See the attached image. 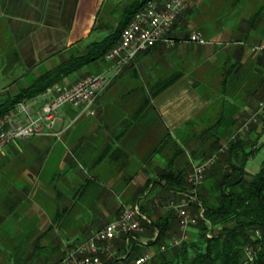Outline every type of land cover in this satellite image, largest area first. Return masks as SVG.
Returning <instances> with one entry per match:
<instances>
[{"label":"crops","instance_id":"1","mask_svg":"<svg viewBox=\"0 0 264 264\" xmlns=\"http://www.w3.org/2000/svg\"><path fill=\"white\" fill-rule=\"evenodd\" d=\"M136 1L0 0V101L84 54L94 34L110 27L99 23L103 11L102 18L111 19L109 32L115 31ZM193 31L207 43L188 42ZM171 37L174 45L159 44L125 67L98 97L92 115L62 109L60 125H71L60 141L43 137L9 144V194L0 191V202L9 200V213L0 208V229L4 234L6 228L10 259L31 253L25 264L61 260L70 246L117 219L124 206H139L148 180L169 167L189 173L197 165L182 154L172 158L173 142L190 140L189 127L215 119L212 127L220 133L248 119V99L264 76L253 53L254 46L264 44V0H188ZM163 65L162 78L145 87L124 82L126 77L139 80L142 66L157 75ZM110 67L94 64L93 72L85 66L54 86L72 85ZM203 67L212 78L201 74ZM176 74L181 75L172 86L152 96L159 83ZM167 134L170 147L145 160ZM150 188L154 202L179 200L161 185Z\"/></svg>","mask_w":264,"mask_h":264},{"label":"trees","instance_id":"2","mask_svg":"<svg viewBox=\"0 0 264 264\" xmlns=\"http://www.w3.org/2000/svg\"><path fill=\"white\" fill-rule=\"evenodd\" d=\"M146 1L137 0L131 4L115 31L101 41L89 44L84 54L71 57L61 66L37 78L29 87L20 90L16 96L0 101V117L13 109L17 103L25 99H33L57 83L62 84V79L70 73L79 71L85 66L92 67L98 62L105 64L106 52L118 42L122 29ZM180 75L176 74L159 83L153 90L152 96L155 97L172 86ZM257 81L264 85V76L257 78ZM202 117L204 115L199 118ZM193 123L189 122L187 125L192 126ZM192 129L189 127L188 130ZM203 133L207 135L208 132ZM225 133V130L220 133L211 130L209 136L213 138L209 153H203L205 160L214 156L215 152H219ZM251 135L257 134L253 131L246 139H240L239 136L230 138L227 141L226 153L223 157H218L198 186L194 187L188 182L190 173L184 170L174 172L170 167L163 170L158 178L148 180L143 187V200L139 205L141 214L148 220L142 221L144 232L130 237L127 242V237L120 238L116 243L118 258L108 264L120 262L129 264L140 257L144 252L141 238L147 236L151 239L147 245L159 251L148 264H264V160L257 173L251 175L247 172L248 161L262 148L256 147L259 137L253 139ZM192 136L193 134H190V137ZM209 136L207 135L208 139ZM169 143L171 136L167 134L145 160L149 161L155 155L164 152L170 147ZM172 147L173 159L183 153V148L176 141L173 142ZM151 184L161 185L166 191H172L175 197L179 198L173 201L175 205L184 197L189 201L191 195L188 194L194 190V199L196 198L197 202L189 203L188 209L193 216H198L199 212H202V217L198 218L196 225L191 226L198 230L195 236L173 248H167L164 252L160 251L161 247L175 239L177 232H180L179 219L176 209L172 206L157 214L159 206L153 200L154 189L150 188ZM147 190L148 193L145 194ZM6 209L9 213L8 206ZM64 211L66 209L62 210ZM152 214L158 215L156 219ZM74 247L70 246L68 250ZM247 249L251 250V256L247 255ZM17 262L24 264L25 260H17Z\"/></svg>","mask_w":264,"mask_h":264},{"label":"built area","instance_id":"3","mask_svg":"<svg viewBox=\"0 0 264 264\" xmlns=\"http://www.w3.org/2000/svg\"><path fill=\"white\" fill-rule=\"evenodd\" d=\"M188 0H147L143 7L135 12L128 24L122 29L118 42L106 52L104 60L110 69L87 76L70 86H52L41 93V97L17 103L13 109L0 117V153L4 148L19 140L52 137L61 140L70 127L60 125L62 107L70 106L80 114H93V106L98 97L106 90L113 79L138 55L145 53L159 44L172 46L174 40L170 33L175 22L187 10ZM189 41L205 45L207 42L200 33H193ZM264 53V45L255 50ZM264 114V99L259 103L257 111L237 131V136L249 132L251 123L258 122V116ZM214 164V158L195 165L188 175V182L194 187L200 185L205 173ZM195 189V188H194ZM192 194L195 193L193 190ZM194 201V196L189 197ZM179 219L180 230L184 233L196 225L198 216L191 215L188 204L182 200L174 204ZM148 221L140 212L137 204L124 206L117 219L105 225L88 239L68 250L63 258L55 264H108L118 258L116 242L123 237H130L144 232L142 221ZM146 245L145 241H142ZM180 241L173 239L160 251L173 248ZM247 249V255L251 256ZM152 254L149 251L129 264H147Z\"/></svg>","mask_w":264,"mask_h":264},{"label":"rangeland","instance_id":"4","mask_svg":"<svg viewBox=\"0 0 264 264\" xmlns=\"http://www.w3.org/2000/svg\"><path fill=\"white\" fill-rule=\"evenodd\" d=\"M116 2V4L119 2V0H113V2ZM121 1V0H120ZM124 2H122V3H126V0H123ZM120 5H124V4H120ZM188 8V7H187ZM105 11H106V9H105ZM185 13V12H184ZM183 13V14H184ZM106 14V12H104L103 11V13L101 14V18H100V21H99V23L100 24H104V25H107V27L110 25V27L109 28H105V30H103V31H99L98 33H95L94 34V36H93V38H91L90 39V41L89 42H92V41H101L102 39H104L105 37H107L109 34H111L112 33V31H110L109 32V29H111V19L110 20H107L106 19V17H104V18H102L104 15ZM182 14V15H183ZM116 15H119V13H115V16ZM120 15H122V14H120ZM182 15L180 16V18L182 17ZM179 18V19H180ZM178 21V20H177ZM176 21V22H177ZM175 22V23H176ZM174 26V25H173ZM172 29H173V27H172ZM171 32H172V30H171ZM193 33H199V31H193V32H191L190 34H189V36L190 35H192ZM170 35H171V33H170ZM100 37V38H99ZM203 37V36H202ZM203 39H204V37H203ZM174 40V39H173ZM205 40V39H204ZM206 41V40H205ZM88 42V43H89ZM188 42H190L189 41V38H188ZM191 43H193V42H191ZM174 44H175V41H174ZM173 44V45H174ZM196 44V43H195ZM262 45H264V44H260V45H257V46H254V48H253V53L254 54H257V61L258 62H260V64H262L263 66H264V53L262 52V51H259V50H255V48H258V47H260V46H262ZM150 51V50H149ZM148 52V51H147ZM146 53V52H145ZM143 54V53H142ZM131 64V62L128 64V65H130ZM95 65H97L98 67H103V63H101V62H98V63H96ZM127 65V66H128ZM127 66H126V68H127ZM91 69H92V67H91ZM146 69H147V71H146ZM159 69V71H158V74L156 75L155 73L153 74V72L151 73V70H150V68H148V67H145V66H142V67H140L139 68V74H137V76H138V78H139V80H134V79H132L131 77H126L125 78V80H124V82L125 83H127L128 81H132V83H134L133 85L134 86H136L135 88H137V86L139 85V83L140 84H142L143 85V87H145L144 85H146V84H148L149 83V80H151V79H153L154 77H156V79H159V77L160 78H162V75L161 74H163L165 71H167V67L165 66V65H163V66H161V68H158ZM150 72H149V71ZM92 71L94 72V71H96V69H92ZM104 70H102V72H103ZM106 71V70H105ZM202 71V73L201 74H203V75H206V76H208L209 75V77H210V74H212V71L211 70H206L204 67H203V69L201 70ZM101 72V73H102ZM151 74V75H150ZM77 75H79V74H77V73H75L74 75H72L71 76V78H73V76L75 77V76H77ZM158 76V77H157ZM70 77V76H69ZM85 78V77H84ZM210 78H212V77H210ZM81 80V79H80ZM78 82V81H77ZM76 83V82H75ZM75 83H73V84H75ZM211 84H213V83H211ZM217 84V83H216ZM257 85H256V88L258 89L257 91H252L251 93H252V95H251V97H250V99H248V101H249V107H248V109H250L249 111H250V113L248 114V119L246 118V119H244V121L242 122V124H244L246 121H248L253 115H254V113L257 111V109H258V106H259V103L264 99V85L263 84H259V83H256ZM110 85V84H109ZM149 85V84H148ZM153 85V84H152ZM68 86H70V85H68ZM199 87H200V89H203V84L202 83H200V85H199ZM134 88V87H133ZM48 89V88H47ZM46 89V90H47ZM107 89V88H106ZM45 90V91H46ZM138 95L139 96H142V94H140V91H138ZM39 96V95H38ZM28 100V99H27ZM96 103V102H95ZM94 106H95V104H94ZM94 106H93V108H94ZM65 107H62V109H64ZM92 108V109H93ZM214 108H216V107H214ZM93 111V110H92ZM79 112V115H88V114H80V111H78ZM94 112V111H93ZM90 115V114H89ZM92 115V114H91ZM263 118V119H262ZM242 119H243V117H241V121H242ZM211 121V122H210ZM209 121V123H207L206 125H195V128L194 129H192V130H189V132H190V134L192 135L193 134V136L192 137H190V140L189 141H185L184 142V144H183V142H181L182 144L180 145L179 144V146L181 147V148H183V153H182V156L181 157H183V158H187L188 156L193 160V161H197L198 163L197 164H201V163H203V162H205V161H207V160H209V159H212V158H214V163L217 161V159H218V157L219 158H221V157H223L224 156V154L226 153V151H227V141L228 140H230V138H232V137H236L237 136V131L239 130V128L242 126V125H240V124H234L233 125V127L229 130V131H226V133H225V136H224V139L221 141V149L219 150V152H215V154H214V156H212L211 158H209V159H207V160H205L206 158H204V156H203V153L204 154H208L209 153V146H210V142L212 141V138L213 137H211V136H209L210 135V132H211V130H212V132H215V131H217V130H214L215 128H213L214 126H213V123H214V121H215V119L214 120H210ZM69 124V123H68ZM64 126H67V125H65L64 124ZM213 126V127H212ZM208 130H210V131H208ZM255 132V134H257V135H251V138H255L256 139V136H258L259 138H258V140H257V143H256V147L257 148H261V150L260 151H258L257 153H256V155L250 160V161H248V163H247V166H246V170H247V172L249 173V174H255V173H257L258 171H259V169H260V167H261V165H262V162H263V160H264V114H260L259 116H258V122L257 123H251V125H250V130H249V132H247V133H245L244 135H240L239 136V138L241 139V138H244V139H246L247 138V136H248V134L250 133V132ZM203 132H208V133H206L208 136H209V139L207 138V135H205V133H203ZM218 132V131H217ZM201 136V137H200ZM210 137H211V139H210ZM253 138V139H254ZM61 139H62V137H61ZM15 143V142H14ZM10 144H12V143H10ZM169 144H172V143H169ZM174 148L172 147V156H173V154H174V150H173ZM5 153H7L6 155V159L5 158H3V155L1 154V156L0 157H2L3 159L1 160V162H0V191L2 190L4 193H7L8 192V194H9V144L4 148V150H3V154H5ZM51 153H54V152H51ZM191 171V170H190ZM189 173H191V172H189ZM195 190H197V189H195ZM143 191V190H142ZM195 196V193L194 194H192L191 192L188 194V196ZM6 196V195H5ZM196 196H197V194H196ZM9 197V196H8ZM7 200V201H6ZM182 200L184 201V202H186L187 204H191L192 203V201L193 200H191V199H189V201L188 200H186V198L184 197L183 199H181L180 200V202H182ZM196 201V198L194 199V202ZM7 202V203H6ZM8 202H9V200H8V198L6 199L5 198V200H3V201H1L0 202V208H2V209H6L7 208V206H8ZM197 202V201H196ZM157 203V205L159 206L158 207V213L157 214H161L164 210H168V208L169 207H173L174 206V202L173 203H171L170 204V202H168V203H166V204H164L162 201L160 202V201H158V202H156ZM129 204V203H128ZM170 204V205H169ZM127 206V205H126ZM189 206V205H188ZM188 208V207H187ZM7 210V209H6ZM189 210V209H188ZM157 214H152V217L154 218V219H156V217L158 216ZM5 228V227H4ZM197 229H196V227H190V228H188L187 230H186V232H182L181 230H180V232L178 231L177 232V235H175L176 236V238L175 239H177L178 241H180V243L181 242H183V241H189V240H191V238L193 237V236H195V234L197 233ZM143 241H145V243H146V245L147 244H149L150 243V240L151 239H149V237L147 236V238H141ZM9 245V238L6 236V228L4 229V234L2 233V230L0 229V264H17L18 262H17V260H14L13 258L12 259H10L9 257H8V253H7V246ZM143 245L144 246V252H146V251H149V252H151V254H152V256L154 257L159 251L158 250H155V248H153V247H150L149 245ZM165 246H167V245H165ZM116 248H117V244H116ZM164 252V251H163ZM29 254V255H28ZM27 255V257L26 258H28V257H30L31 256V253H28ZM143 254V253H142ZM152 257V258H153ZM22 259V260H25V263H27V262H29L30 260L29 259ZM152 258H151V260H152ZM31 259V258H30ZM135 260V259H134ZM150 260V261H151ZM149 261V262H150ZM53 262L54 263H56V262H58V260L57 259H54L53 260ZM148 262V263H149ZM24 263V264H25ZM51 263V262H50ZM147 263V264H148ZM19 264V263H18Z\"/></svg>","mask_w":264,"mask_h":264},{"label":"bare ground","instance_id":"5","mask_svg":"<svg viewBox=\"0 0 264 264\" xmlns=\"http://www.w3.org/2000/svg\"><path fill=\"white\" fill-rule=\"evenodd\" d=\"M47 90H49V88H48ZM47 90H46V91H47ZM37 97H41V94H40L39 96H37Z\"/></svg>","mask_w":264,"mask_h":264}]
</instances>
